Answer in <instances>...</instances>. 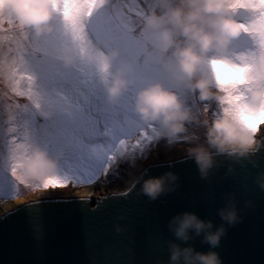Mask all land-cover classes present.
<instances>
[{
	"label": "clouds",
	"instance_id": "1",
	"mask_svg": "<svg viewBox=\"0 0 264 264\" xmlns=\"http://www.w3.org/2000/svg\"><path fill=\"white\" fill-rule=\"evenodd\" d=\"M66 3L70 13L79 7L77 0H0V95L9 101L21 97V90L13 91L11 73L15 69L22 74L19 51L29 31L37 35L51 32L52 21L58 14L64 21ZM239 9L253 11V19L247 25L236 18ZM67 31L72 39L60 49L64 63L98 66L110 77V99L119 101L135 83V63L121 62L113 71L112 63L119 58V50L103 55L98 48L75 39L70 28ZM139 31L146 37V49L175 86L166 87L162 81H156L136 93L135 111L142 128H151L157 139L169 144L181 139L198 141L199 135L190 129H202L204 142L193 147L190 155L204 179L220 162L219 156L242 159L259 167L253 157L264 148V140L260 139L264 129V11L245 6L239 0H153L142 16ZM245 33L255 38L256 51L229 58L233 41ZM177 89L184 90L186 95L182 96ZM193 96L195 104L190 102ZM119 156L121 160H134L123 147ZM11 166L23 186L14 201L18 203H26L36 190L42 196L49 189L37 185L60 175V161L39 145L21 147L15 155L12 148ZM146 175L145 170L135 180L142 182V194L151 200L179 186V176L174 171L145 178ZM256 183L264 190V171L257 175ZM251 206V201L245 202V207ZM241 213L234 195H227L218 209L222 220L219 226L195 211L177 213L168 224L173 239L168 246L167 264H223L215 249L228 228L243 221ZM123 230L117 225V233ZM197 238L209 245L208 251L196 248L192 242Z\"/></svg>",
	"mask_w": 264,
	"mask_h": 264
},
{
	"label": "rangeland",
	"instance_id": "2",
	"mask_svg": "<svg viewBox=\"0 0 264 264\" xmlns=\"http://www.w3.org/2000/svg\"><path fill=\"white\" fill-rule=\"evenodd\" d=\"M152 4L153 0H105L103 7L83 23L85 45L98 48L103 55L119 50V58L112 63L113 71L121 62L135 63V83L117 102L109 97L110 77L98 66L64 63L60 49L72 37L61 15L53 19L51 32L37 35L29 31L19 51V67L31 81L20 82L18 88L25 94L15 102L0 95V201H15L23 189L12 172L14 140L29 149L39 145L57 158L60 176L74 182L90 180L105 170L109 157L117 152L121 142L131 139L142 128L135 111L136 93L156 81L175 87L145 47L146 37L139 31L142 16L130 11L139 9L145 14ZM253 15L251 9H239L236 18L247 25ZM231 49V59L240 54L251 55L257 49L255 38L245 33L233 41ZM177 90L186 95L184 90ZM190 102L196 103L194 96ZM190 131L200 139L192 142L181 139L174 144L159 140L150 154L131 160L130 181L135 182L149 165L190 154L193 147L204 142L202 129L193 127ZM116 188L122 192L129 189L128 184L110 187L107 193L98 189L97 198L113 194L109 190ZM77 192L72 185L61 188V194L67 197Z\"/></svg>",
	"mask_w": 264,
	"mask_h": 264
},
{
	"label": "water",
	"instance_id": "3",
	"mask_svg": "<svg viewBox=\"0 0 264 264\" xmlns=\"http://www.w3.org/2000/svg\"><path fill=\"white\" fill-rule=\"evenodd\" d=\"M253 158L259 167L219 156L206 179L192 157L179 159L187 161L180 168L172 162L149 166L147 175L171 170L179 176L176 190L157 200L143 195L142 182L135 181L124 192L94 199L106 203L90 208L72 198L54 199L39 210L28 205L40 200L24 204L0 218V264H167L173 239L169 220L190 210L219 226L218 209L227 195L239 201L244 218L228 228L215 250L223 264H264V190L256 183L264 171V150ZM246 201L252 206L245 207ZM117 225L124 230L117 233ZM192 243L209 250L199 238Z\"/></svg>",
	"mask_w": 264,
	"mask_h": 264
},
{
	"label": "snow or ice",
	"instance_id": "4",
	"mask_svg": "<svg viewBox=\"0 0 264 264\" xmlns=\"http://www.w3.org/2000/svg\"><path fill=\"white\" fill-rule=\"evenodd\" d=\"M240 3L245 6L258 7L262 11H264V0H239ZM79 4L78 9L75 13H70L68 10V5H65L64 11V23L67 28H70L75 39L79 40L81 43H84V28L83 23L87 17H91L92 14L99 8L103 7L105 4V0H77ZM134 15L143 16L144 13L139 9H130ZM245 30L248 28L245 26ZM31 81L30 76L22 75L17 70L13 69L11 73V82L13 84V91H20L18 85L21 81ZM30 90V89H29ZM21 96L25 93L21 91ZM262 135L260 137L261 140H264V129H261ZM159 144V139L155 136L154 131L151 128H141L139 132L129 140L122 141L117 152L109 157V163L106 164L105 170L98 176L91 178L90 180H78L73 181L70 179H66L62 176H56L51 178L49 181L43 183L42 185H37V187H43L44 189H58V188H67L69 185H72L75 188L87 187L95 185L99 187V181L104 180L105 184L110 185L113 180L118 178L119 173L122 171L121 168L116 167L120 162L119 151L123 147L128 152L132 154L133 159H143L145 153L150 154L154 150V146ZM21 147L27 149V147L23 144L20 145L15 140L13 141V154L19 150ZM264 148L261 149V151ZM187 161L175 160L172 162L173 167L180 168L185 165ZM127 160H125L124 168L128 167ZM116 169L113 171V169ZM20 184V181H18ZM139 189H134L133 194H135ZM59 194L58 193H47L45 196L40 198L38 204L28 205L29 207L39 210V206L44 203H49L53 201ZM78 201L80 204L90 208L92 203H96L98 205H103L106 201L94 200L91 197L87 199L80 198H72ZM127 199V197H125Z\"/></svg>",
	"mask_w": 264,
	"mask_h": 264
},
{
	"label": "bare ground",
	"instance_id": "5",
	"mask_svg": "<svg viewBox=\"0 0 264 264\" xmlns=\"http://www.w3.org/2000/svg\"><path fill=\"white\" fill-rule=\"evenodd\" d=\"M173 147V146H171ZM172 153H175L176 150H169ZM191 157L190 154H186L183 153L181 154L179 157L177 158H170L168 161H166V163H171L175 160H179V159H184V158H188ZM128 163V167L124 168L123 166L125 165V160H120L119 164L116 167H119L122 169V171L119 173L118 178L113 180L112 183L110 185L105 184L104 180L99 181V187H96L95 185L92 186H87V187H81V188H77L78 192L77 194L73 195L72 197H67L65 195L61 194V188L60 189H49L44 191L43 195L41 196L40 194V190H38L33 196H31V198L26 202V203H18V202H14L12 200H8V201H0V218H2L3 216H5L6 214L16 210L17 208L23 206L24 204L30 203V202H34V201H39L41 197L45 196L47 193L51 192V193H58L59 195L55 198V199H62V198H74V197H81V198H89L91 197L92 199H96L98 196L96 195V190L100 189L103 192L108 191V189L110 187H118V186H122L123 184H128V188H130L133 184L134 181H130V175H131V160L127 161ZM156 164H161V163H156ZM156 164H151L149 166L152 165H156ZM116 169L114 168L113 171H115ZM113 190V189H112ZM109 190L110 192L113 193H119L122 192L121 189H115V190ZM105 194V193H104ZM106 196V195H104Z\"/></svg>",
	"mask_w": 264,
	"mask_h": 264
}]
</instances>
